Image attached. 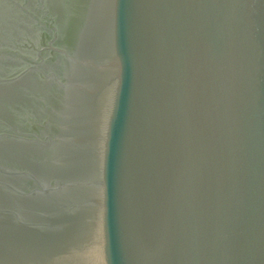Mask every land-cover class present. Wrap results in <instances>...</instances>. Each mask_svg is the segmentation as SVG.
Returning <instances> with one entry per match:
<instances>
[{
  "label": "water",
  "instance_id": "obj_1",
  "mask_svg": "<svg viewBox=\"0 0 264 264\" xmlns=\"http://www.w3.org/2000/svg\"><path fill=\"white\" fill-rule=\"evenodd\" d=\"M0 264H264V0H0Z\"/></svg>",
  "mask_w": 264,
  "mask_h": 264
}]
</instances>
